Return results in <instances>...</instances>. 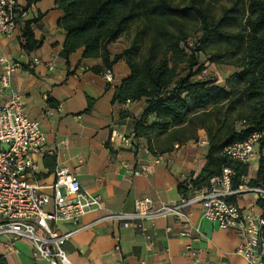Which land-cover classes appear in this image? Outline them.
Listing matches in <instances>:
<instances>
[{
	"label": "crops",
	"instance_id": "0c3cea01",
	"mask_svg": "<svg viewBox=\"0 0 264 264\" xmlns=\"http://www.w3.org/2000/svg\"><path fill=\"white\" fill-rule=\"evenodd\" d=\"M18 5L24 17L14 32L0 37V57L21 63L10 77L6 94L16 91L23 97L29 117L39 122L45 134V153L35 157L38 184L50 192L54 170L64 167L103 200V209L82 216L79 224L85 227L66 242L64 250L71 264H245L236 254L239 236L203 219L198 205L186 210L183 223L172 216L145 222L150 244L117 223L97 221L108 213H130L135 201L143 198L157 205L176 202L180 184L198 177L207 163L205 131L198 129L196 139L168 144L165 151H150L143 137H136L131 148L110 146L113 131L133 135L134 120L146 108V99L113 103L116 88L130 75L125 60L112 66L111 82L92 71L102 66V60L82 58V49L71 54L66 64L60 55L66 33L57 25L63 11L56 0H18ZM31 20H35L31 24L34 39L41 45L27 52L20 47L21 29ZM129 45L123 37L108 45L111 58ZM152 122L149 118L148 125ZM159 156L161 162L156 163ZM141 164L148 166V175L133 176L132 170ZM255 175H249L248 165L243 181ZM229 201L258 211L256 200L238 195ZM72 227L60 225L62 231ZM32 250L26 240L0 236V264H41L32 258Z\"/></svg>",
	"mask_w": 264,
	"mask_h": 264
},
{
	"label": "trees",
	"instance_id": "16d2710c",
	"mask_svg": "<svg viewBox=\"0 0 264 264\" xmlns=\"http://www.w3.org/2000/svg\"><path fill=\"white\" fill-rule=\"evenodd\" d=\"M187 5L184 9L196 12L201 18L203 34L199 43L219 35L240 51L236 60L238 72L226 80V87L212 80L194 79L201 71L200 67L193 70L197 65L195 51L199 48L189 45L187 33L179 22L174 32L158 24L154 27L161 42L155 38L154 43L163 46L159 56L153 48L146 54H131V48L137 50L132 42L122 54L111 58L108 45L122 37L136 21L142 18L148 26L153 17L181 15L183 10L167 0H56V6L63 11L57 25L66 33L60 55L66 64L69 56L79 49L84 59L100 58L102 66L92 69L97 74L125 60L130 75L116 88L113 103L146 99V108L134 120L133 136L146 139L150 151H165L168 144L196 139L197 130L203 129L208 142L207 163L198 177L190 178L195 186H207L209 179L220 174L224 165L236 172L233 189L244 184L264 186V0H248L245 26L234 34L221 32L216 24H210L206 12L195 6V0ZM33 22L26 21L21 29L20 47L27 52L41 45L34 39ZM185 56L189 58L187 73L178 78L175 65ZM149 118L153 120L150 125ZM235 121L240 122L237 129ZM255 132L263 134L258 147L259 164L255 177L246 183L243 178L248 173V165L229 162L223 150ZM161 137H165L162 142ZM179 190L180 194H187L182 183Z\"/></svg>",
	"mask_w": 264,
	"mask_h": 264
},
{
	"label": "built area",
	"instance_id": "2783aa9c",
	"mask_svg": "<svg viewBox=\"0 0 264 264\" xmlns=\"http://www.w3.org/2000/svg\"><path fill=\"white\" fill-rule=\"evenodd\" d=\"M19 8L18 0H0V37L18 27L24 17ZM20 67L19 61L0 57V236L28 241L33 248L32 258L41 264H71L64 246L85 227L79 224L80 218L87 212L101 211L103 200L100 194L84 188L64 167L54 170L50 192L38 184L35 157L45 153V134L39 122L29 117L23 97L16 91L6 94L12 73ZM102 75L111 82V69H106ZM262 138V133H252L243 141L226 146L223 153L229 162L249 165L257 156ZM133 141V135L119 131H113L109 138L110 146L115 149L131 148ZM174 148L179 146L175 144ZM48 153L53 154L54 150ZM161 159L159 156L155 162L160 163ZM132 174L148 175V166L141 164ZM235 176V170L224 165L220 174L211 177L205 187L195 186L189 178L182 182L187 194H180L174 203L157 205L152 199L143 198L135 201L132 212L108 213L97 221L117 223L150 244L151 233L145 222L172 216L183 223L187 221L186 210L198 205L203 219L239 236L236 254L245 264H264V186L244 184L233 189ZM245 194L254 195L257 212L229 201ZM64 224L73 227L62 231L60 225ZM184 236L189 238V234Z\"/></svg>",
	"mask_w": 264,
	"mask_h": 264
},
{
	"label": "rangeland",
	"instance_id": "374dc122",
	"mask_svg": "<svg viewBox=\"0 0 264 264\" xmlns=\"http://www.w3.org/2000/svg\"><path fill=\"white\" fill-rule=\"evenodd\" d=\"M167 1L178 6L180 10H183L181 15L172 17H153V20L148 26H145L147 22L142 18L136 21L122 36L125 40H128L130 44L132 42L135 43V48L137 50L133 51L131 48V54H133V52H135V56H138V54H146L149 48H153L154 54L159 56L163 46L158 47L161 42L159 36L155 35L156 31L154 27L158 24L167 31L174 32L177 30V22H179L182 24V30L187 33L189 45L194 48H199V50L195 51V61L197 65L193 70L200 67L201 71L198 72L194 79L212 80L216 85H225L224 87H226V80L233 75L232 73L238 71L236 67L238 64L236 60L240 56L238 48L232 47L226 39H221L219 35H214L205 43H199V39L203 34L201 18L196 12L184 9L189 6L187 4L192 0ZM247 5L248 0H195V6H200L206 12L210 24H216L221 32L233 34L239 32L241 27L245 26V19L248 16ZM155 38H158L159 44L154 43L156 41ZM195 43L197 44L196 46H194ZM231 47L234 49L229 51ZM186 51L189 53V49L186 48ZM188 59V56H185L176 63V74L178 78L183 77L187 73L186 68L188 66ZM170 66H173L171 61ZM235 127L236 129L239 128L240 122L235 121ZM160 140L161 142L164 141L165 137H161ZM257 156L249 163V175L251 176H253L258 169L259 149ZM244 198L247 201L255 200L253 194H245Z\"/></svg>",
	"mask_w": 264,
	"mask_h": 264
}]
</instances>
